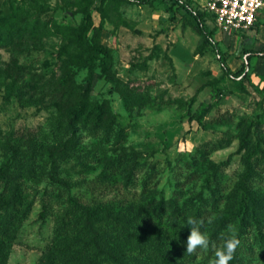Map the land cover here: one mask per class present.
I'll list each match as a JSON object with an SVG mask.
<instances>
[{
  "label": "rangeland",
  "instance_id": "374dc122",
  "mask_svg": "<svg viewBox=\"0 0 264 264\" xmlns=\"http://www.w3.org/2000/svg\"><path fill=\"white\" fill-rule=\"evenodd\" d=\"M189 1L205 15L229 67L234 72L242 71L237 79L224 77L216 53L205 45L202 36L170 0H156L143 6L126 0H0L2 24L15 13L23 22L40 28L34 43L0 47L1 134L13 132L19 136L39 127L50 129L51 123L55 125L67 113V105L58 104L56 96L36 82L42 73L59 75V63L44 72H38L37 67L45 59L53 58L65 43L53 27L56 30L59 25L77 27L89 13L99 28L95 39L109 49L112 75L116 79L110 84L100 69L96 70L91 100L105 104L106 110L116 114L117 126L125 128L121 138L127 148L135 146L145 155L158 150L157 156L150 159L158 167L150 187H156L171 199L177 192L179 196V191L194 186L193 190L202 193L201 204L215 216L216 203L224 207L231 199L247 170V155L259 146L252 159L250 184L256 196L264 198V15L255 29L229 36L215 27L213 18L198 7V0ZM35 46L40 50L34 49ZM29 47L42 51L30 56L28 61L35 63L33 68L26 66L28 61L21 53ZM248 48L263 51L247 60ZM21 64L25 67L19 72ZM35 67L36 72H31ZM87 78L88 72H81L68 90L85 89ZM13 81L17 85L8 92ZM218 89L223 92L220 98H216ZM136 92L148 98L133 106L127 102L128 96ZM193 116L202 117L203 123L191 119ZM81 140L80 148L89 146L78 153L95 169L88 168L89 162L83 156L71 159L65 166L77 181L75 193L80 201L86 205L124 199L138 201L143 191L141 183L128 188L119 175L113 177L103 171L92 157L100 152L91 151L98 150L100 143L95 147L94 144L101 141L92 142L86 132ZM113 142L106 146L108 151L116 144ZM3 159L0 146V163ZM188 168L189 172H202L192 186L180 184L185 181ZM146 170L141 167L136 171L138 179L145 176ZM27 185L32 196L34 184ZM17 228L16 238L10 237L7 242L6 264H42L54 227L52 220L45 222L41 218L39 202ZM235 228L232 226L230 231ZM254 237H250L251 241ZM201 260L197 258L196 262L203 264ZM252 262L264 264L257 256Z\"/></svg>",
  "mask_w": 264,
  "mask_h": 264
},
{
  "label": "trees",
  "instance_id": "16d2710c",
  "mask_svg": "<svg viewBox=\"0 0 264 264\" xmlns=\"http://www.w3.org/2000/svg\"><path fill=\"white\" fill-rule=\"evenodd\" d=\"M126 1L143 6L152 5L156 0ZM170 1L202 36L205 45L216 53L224 77H240L242 71L234 72L229 67L205 15L195 10L189 0ZM205 13L213 18L217 27L215 15ZM98 29L89 13L85 22L77 27L59 25L57 30L53 27L65 43L53 58L45 59L37 67L38 72H44L59 63V75L42 73L36 82L54 94L58 104L67 105L63 118L55 125L51 123L50 129L39 127L19 136L0 132L4 157L0 163V264L7 262L9 238H16L17 225L25 220L37 202L41 206V218L45 222L52 220L54 227L42 264H198L196 261L200 257L203 264H252L256 256L264 262V198L257 197L250 184L252 159L260 147L256 146L247 155V170L242 180L224 207L216 203L215 216L201 204L199 196L202 193L193 190L194 186L179 191V196L177 192L171 199H167L163 191L150 187L158 173V167L150 159L157 156L158 150L145 155L135 146H130L131 150L127 148L121 138L125 128L117 126L116 114L106 110L105 104L91 100L96 70L100 69L106 82L114 84L116 80L112 75L108 47L95 39ZM39 35V25L23 22L15 13L7 22H0V47L34 43ZM34 49L39 48L35 46ZM261 51L263 49H246L247 60L260 55ZM41 52L29 47L21 53L28 61L32 54ZM34 64L28 61L26 66L34 67ZM21 65L19 72L25 67ZM83 71L88 72L87 87L75 86L77 90L69 91V84L76 82ZM31 72H36V67ZM16 85L13 81L8 92ZM130 95L126 101L133 106L148 98L139 92ZM222 95V90L218 89L216 98ZM191 119L200 124L203 121L200 116ZM83 132L92 142L101 141L94 144L95 147L100 143V148L91 151L100 152L92 157L103 171L110 172L113 177L119 175L128 188L141 183L143 191L138 201L124 199L86 205L76 196L77 181L65 166L71 159H81L83 154L78 152L89 146L80 148ZM113 140L116 144L109 152L106 146ZM242 145L245 147L244 143ZM90 164L88 168L95 169ZM141 167L147 169L142 180L136 174ZM190 168L186 169L185 181L180 184L192 186L201 178V170L189 172ZM29 182L34 184L32 196L26 186ZM234 225L236 228L231 232ZM252 235L254 241L250 239Z\"/></svg>",
  "mask_w": 264,
  "mask_h": 264
},
{
  "label": "built area",
  "instance_id": "2783aa9c",
  "mask_svg": "<svg viewBox=\"0 0 264 264\" xmlns=\"http://www.w3.org/2000/svg\"><path fill=\"white\" fill-rule=\"evenodd\" d=\"M197 5L215 15L218 29L229 36L255 29L264 15V0H198Z\"/></svg>",
  "mask_w": 264,
  "mask_h": 264
}]
</instances>
